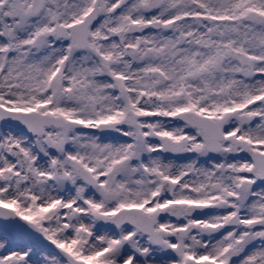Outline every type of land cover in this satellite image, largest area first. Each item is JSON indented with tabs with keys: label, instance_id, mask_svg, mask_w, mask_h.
<instances>
[{
	"label": "snow or ice",
	"instance_id": "1",
	"mask_svg": "<svg viewBox=\"0 0 264 264\" xmlns=\"http://www.w3.org/2000/svg\"><path fill=\"white\" fill-rule=\"evenodd\" d=\"M0 264H264V0H0Z\"/></svg>",
	"mask_w": 264,
	"mask_h": 264
}]
</instances>
